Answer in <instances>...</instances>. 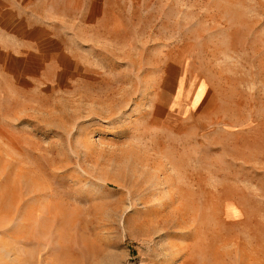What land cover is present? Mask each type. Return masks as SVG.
Wrapping results in <instances>:
<instances>
[{"label": "rangeland", "instance_id": "obj_1", "mask_svg": "<svg viewBox=\"0 0 264 264\" xmlns=\"http://www.w3.org/2000/svg\"><path fill=\"white\" fill-rule=\"evenodd\" d=\"M0 264H264V0H0Z\"/></svg>", "mask_w": 264, "mask_h": 264}]
</instances>
